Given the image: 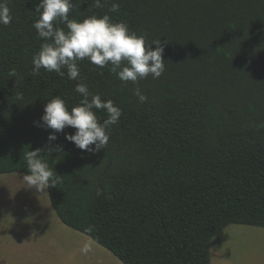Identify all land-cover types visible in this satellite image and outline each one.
Here are the masks:
<instances>
[{
    "label": "trees",
    "instance_id": "trees-1",
    "mask_svg": "<svg viewBox=\"0 0 264 264\" xmlns=\"http://www.w3.org/2000/svg\"><path fill=\"white\" fill-rule=\"evenodd\" d=\"M72 2L69 19L107 14L146 35V47L160 39L165 71L125 84L85 59L79 80L66 69L63 77L44 69L32 75L43 43L32 27L39 0H7L0 176L29 175L24 154L42 149L54 172L47 189L58 219L123 264H211L212 241L229 226L264 229V0ZM78 83L122 110L98 152L67 141L71 127L49 142L53 130L34 124L56 96L69 111L77 106ZM137 86L148 98L143 104L133 95ZM97 116L102 122L106 113Z\"/></svg>",
    "mask_w": 264,
    "mask_h": 264
},
{
    "label": "clouds",
    "instance_id": "clouds-1",
    "mask_svg": "<svg viewBox=\"0 0 264 264\" xmlns=\"http://www.w3.org/2000/svg\"><path fill=\"white\" fill-rule=\"evenodd\" d=\"M97 8L102 7L101 0H95ZM73 8L72 0H39L36 13L39 19L32 27L37 38L42 40L40 50L32 57V75H39L41 69L65 75L69 80L80 79L79 61L87 60L99 68L109 67L122 83L138 84L147 78L158 79L165 71L163 60L164 48L161 40H154L146 47V35H137L123 22L113 23L109 15L90 16L83 21L69 19ZM118 4H113L111 11H117ZM12 21L7 0H0V25H8ZM65 24L64 28L57 24ZM155 45V50H152ZM10 75L15 76L13 70ZM75 92L81 99L71 111L65 101L56 96L44 108L39 124L45 130H53L48 141L57 140L55 133H63L66 127L75 129L74 134H65V139L76 148L87 152H98L104 149L110 139L111 127L119 123L122 110L112 100H102L99 94L93 95L83 83H78ZM133 95L138 102H147L137 86ZM17 100H23V94H16ZM106 113L100 121L97 112ZM94 146V147H92ZM59 147L56 151H60ZM49 149V154L51 153ZM42 149L27 151L24 154L29 175L23 177L26 188H34L43 193L50 186H55L54 172L41 157ZM56 175V174H55Z\"/></svg>",
    "mask_w": 264,
    "mask_h": 264
},
{
    "label": "rangeland",
    "instance_id": "rangeland-1",
    "mask_svg": "<svg viewBox=\"0 0 264 264\" xmlns=\"http://www.w3.org/2000/svg\"><path fill=\"white\" fill-rule=\"evenodd\" d=\"M24 176H0V257L3 256L0 264H24L23 260L25 264H31L29 260H34L35 254L28 244V238L37 232L42 234V239L50 236L45 235L46 233L54 232L56 235L55 238H50L51 246L47 254L56 253L55 241H76L77 237H81L88 246L103 251L113 261L121 264L109 251L64 226L53 210L48 189L40 193L34 188H26L22 182ZM50 226L55 229L50 230ZM262 231L264 229L250 226H229L212 241V264H264V242L259 238L264 236ZM18 247L19 250L13 252Z\"/></svg>",
    "mask_w": 264,
    "mask_h": 264
},
{
    "label": "crops",
    "instance_id": "crops-1",
    "mask_svg": "<svg viewBox=\"0 0 264 264\" xmlns=\"http://www.w3.org/2000/svg\"><path fill=\"white\" fill-rule=\"evenodd\" d=\"M52 226H53V224H52ZM52 226H50L48 228L50 230L55 229V228L52 229L51 228ZM67 228H69V227H67ZM69 229L73 230L71 228H69ZM34 230H36V229H34ZM73 231H75V230H73ZM75 232H77V231H75ZM77 233L82 234L80 232H77ZM262 233H264V232L262 231ZM48 234L52 237L48 236ZM45 235H47L48 237H45L42 239V234L40 232H37L36 234H33L32 236H30L28 238V244L32 247V250L34 251V254H35L34 260H29L31 264H119V263H116L115 261H113L109 257V255H106L105 253H103V251H100L99 249H97L95 247L88 246V243L86 241H84L83 239H81V237H80V239H79V237H77L76 241L69 240L68 242H66V241H62L61 239L58 242L55 241L54 243L57 245L56 253L47 254L48 249L51 246L50 238H55L56 235L54 234V232L53 233H46ZM82 235H84V234H82ZM84 236H86V235H84ZM255 236H258V235H255ZM86 237H88V236H86ZM88 238L91 241H93L90 237H88ZM259 238L264 242V236H262V237L259 236ZM100 247H102V246H100ZM17 250H19V247L17 249H14L13 252H17ZM105 250H107V249H105ZM1 259H3L2 255L0 257V260ZM23 262L25 264L24 260H23ZM120 263L123 264L122 262H120ZM211 264H212V262H211Z\"/></svg>",
    "mask_w": 264,
    "mask_h": 264
}]
</instances>
